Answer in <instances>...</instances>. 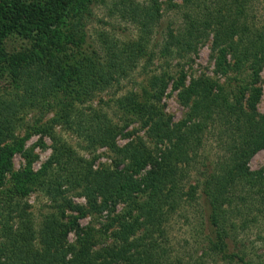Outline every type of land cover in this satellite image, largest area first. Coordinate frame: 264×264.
<instances>
[{"label":"trees","instance_id":"16d2710c","mask_svg":"<svg viewBox=\"0 0 264 264\" xmlns=\"http://www.w3.org/2000/svg\"><path fill=\"white\" fill-rule=\"evenodd\" d=\"M96 2L0 0V72L10 75L0 88V182L10 173L15 195L38 189L54 209L37 229L18 200L6 196L0 203V264H264V165L248 167L264 149V114L256 108L264 21L253 22V0H169L168 8L181 16L162 28L161 1L112 0L140 34L125 43L102 35L98 48L88 49L84 22ZM57 29L73 44V53L6 51L12 34L48 36ZM209 40L213 76H190L200 45ZM154 60L162 63L149 69ZM137 67L143 81L114 99L123 123L103 109L81 108L97 90L119 85ZM169 87L185 108L177 121L162 102ZM32 109L41 119L54 111L45 123H35L51 136V155L37 170L27 161L14 172L15 147L7 141L16 138L14 130ZM133 122L143 135L124 131ZM58 125L86 149L104 148L109 163L95 168L58 138ZM69 194L83 197L85 205ZM119 205L121 214L114 215ZM68 211L77 214L64 221ZM103 212L114 215L112 243L93 252L91 231L76 218ZM180 217L189 220L195 243L184 256L169 240L171 222Z\"/></svg>","mask_w":264,"mask_h":264},{"label":"rangeland","instance_id":"374dc122","mask_svg":"<svg viewBox=\"0 0 264 264\" xmlns=\"http://www.w3.org/2000/svg\"><path fill=\"white\" fill-rule=\"evenodd\" d=\"M132 1L145 4L149 3V0ZM159 1H161L163 7V10L161 11L162 17L160 28H162V26L166 25L168 22L177 24L181 16L180 12H177L173 8H168L167 4L169 0ZM178 1L179 0H172L173 3ZM253 4V11L250 13L251 18L253 19L254 23L260 24L264 21V0H253ZM84 23L88 49L98 48V43L101 40L102 35L125 43L137 39V36L140 34L138 26L129 19L123 18L122 15L112 5V0H98V2L93 3L91 5V14L88 15ZM155 39H158L157 36ZM210 42L211 41L209 40L200 45L199 52L194 58V62L187 70L190 76L203 72L213 76V62L209 57ZM5 48L10 54L23 52L27 49H37L40 54L45 51L46 53H49V55H61L63 53L71 54L74 50L73 44L64 35L62 29L51 31L48 33V36H40L38 34H34L33 32H28L25 34H12L6 39ZM142 63L144 64V62H141V64ZM161 63V61L154 60V62L149 64V69H155L159 67ZM138 67L132 72L131 76L122 80L119 85L113 84V86L107 87L103 90H97L94 94L92 102L83 104L81 108L86 109L91 105L94 108L103 109V111L106 112L108 116L113 117L114 121H119L117 122L119 125L123 123V121L120 120V114L116 113L115 111L114 99H116V95L120 93L136 89L138 83L143 81L144 74ZM65 72V79L67 80L72 73L71 64L66 67ZM9 77L10 75L6 69L0 72V88H3L8 84L10 79ZM257 85L261 88V95L256 104V108L258 113L264 114V70L259 75ZM162 102L164 104L165 112L169 114L173 120L177 121L183 117L185 108L179 104L177 100V92L173 90L172 87L168 88ZM38 111V109L29 110L23 116L22 123L19 124L20 126L18 125L16 130H14V136L16 138L14 140L9 139L7 141L8 145H13L15 147L11 158L14 172L24 169L26 167L27 161H31V168L33 170H37L45 161L48 160L49 156L51 155V136L45 132H39L37 130V125L43 124L48 119H50L54 115V111L51 109L48 110L42 119ZM35 123H37V125ZM138 127L139 126L137 122H133L127 126V128H124V131L128 133L130 132V135H133V131L134 133L138 132ZM54 131L59 139H61L64 143L71 145L80 156L87 160L93 161L95 168L97 166L109 163L108 154L104 148H98L96 151H90L86 149L85 143L81 139L76 138V136L69 130H66L58 125L55 126ZM142 133L143 131L138 132L140 135ZM16 139H18V141ZM117 141L121 145L125 142V139L120 137ZM263 165L264 149L258 151L251 157L248 167L251 170H256ZM13 182L14 181L11 179L10 173L6 174L4 180L0 182V203H2V201L9 194L12 199L18 200L20 206L22 205L26 212L31 216L34 226L37 227V229L41 228L40 225L43 218L54 213L52 201L49 200L44 192L38 189L31 190L22 196L18 194L15 195L13 193L14 189H12ZM69 198H71L73 202L79 203L82 206L85 205V199L83 197H76L69 194ZM120 207L121 205L117 207V211L119 213L114 215L121 214ZM76 214L77 213H72L69 211L65 212L64 221L69 220V215H71V219V217H75ZM114 215L103 212L97 215L86 214L85 216L76 218V222L79 223L80 227H83L84 229H90L92 234L91 247L93 252H102L103 249L112 243V239L109 235L111 231L109 224L110 216ZM187 221L189 220H187L185 217L173 219L169 228V240L171 242L170 245L180 256H184L185 253H188V249L190 251L195 244L192 243L191 245L192 239L188 232L189 225ZM13 223L14 227L18 226L17 221ZM74 240L75 237L73 232H69L67 235V242L72 243ZM34 243L35 246L38 247L37 239L34 240Z\"/></svg>","mask_w":264,"mask_h":264}]
</instances>
